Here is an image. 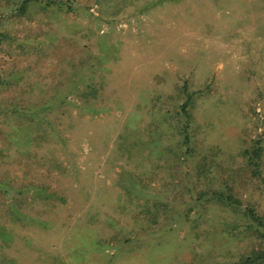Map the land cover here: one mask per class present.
<instances>
[{
    "label": "rangeland",
    "instance_id": "374dc122",
    "mask_svg": "<svg viewBox=\"0 0 264 264\" xmlns=\"http://www.w3.org/2000/svg\"><path fill=\"white\" fill-rule=\"evenodd\" d=\"M0 33V264H225L255 245L196 196L231 186L264 215V0H0ZM183 78L195 156L161 147ZM257 137L262 177L240 155Z\"/></svg>",
    "mask_w": 264,
    "mask_h": 264
},
{
    "label": "trees",
    "instance_id": "16d2710c",
    "mask_svg": "<svg viewBox=\"0 0 264 264\" xmlns=\"http://www.w3.org/2000/svg\"><path fill=\"white\" fill-rule=\"evenodd\" d=\"M6 3L12 2L13 8L17 14H20L25 9L28 4H38L41 7H46L48 5H54L55 7L63 6L67 0H43L44 4H41L42 0H5ZM50 3V4H49ZM71 7L72 5H66ZM3 34L0 33V36ZM208 84H205L207 87ZM95 86L88 83L85 90L81 91V95H94ZM201 88H189L186 79L181 81H176L174 83V90L172 94L168 96L173 100L171 103V109L167 113H163L160 120L167 121V119H172V143L160 144L161 147L166 149L165 151L172 152L173 154L181 153L185 156L187 153L194 152L192 155H196L195 144H194V130L191 129L190 123L192 122V108L194 106L195 98L199 96ZM158 97V96H157ZM53 103V101H51ZM160 105V104H159ZM158 105V106H159ZM166 112V111H165ZM158 120V117H157ZM159 121V120H158ZM154 135L151 139L146 140L147 144L152 145L153 143L159 144L156 141L158 138L156 128L150 129ZM135 141V140H134ZM183 146V150L181 147ZM177 150V152H176ZM263 146L261 138H251V142L247 147L240 150V155L242 157L243 168L248 170L253 176L261 175V154ZM200 162H197L196 168L198 170ZM199 198H210L215 200L217 203L223 206H228L234 213L235 216L240 218L241 221H235L232 227L237 225L241 227L242 230L247 231L253 236L256 243L248 248L244 252H240L236 259L227 261L225 264H264V215L257 212L252 205L246 204L244 206L239 205V199L232 193L231 186H226L222 189L220 187L211 188L210 190H199ZM152 208L150 209L145 205L147 212L149 213V220H154L158 212H160L159 207L164 202H158L152 200L150 202ZM149 205V204H147ZM164 206V205H162ZM166 209H163L165 211ZM168 216V215H167ZM169 217V216H168ZM230 226V228H231Z\"/></svg>",
    "mask_w": 264,
    "mask_h": 264
}]
</instances>
